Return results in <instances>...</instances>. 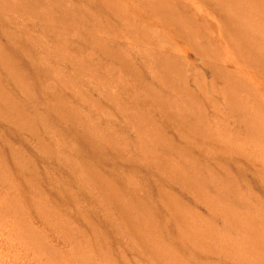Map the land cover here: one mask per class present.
I'll return each instance as SVG.
<instances>
[{"label":"rangeland","instance_id":"rangeland-1","mask_svg":"<svg viewBox=\"0 0 264 264\" xmlns=\"http://www.w3.org/2000/svg\"><path fill=\"white\" fill-rule=\"evenodd\" d=\"M128 1L0 0V227L34 264H264V0Z\"/></svg>","mask_w":264,"mask_h":264},{"label":"bare ground","instance_id":"bare-ground-1","mask_svg":"<svg viewBox=\"0 0 264 264\" xmlns=\"http://www.w3.org/2000/svg\"><path fill=\"white\" fill-rule=\"evenodd\" d=\"M130 1V0H129ZM128 1V2H129ZM204 1V0H203ZM254 2H256V3H258V1L257 0H253ZM119 2V1H118ZM88 3V2H87ZM94 3V2H93ZM130 3V2H129ZM208 3V2H207ZM142 5V4H141ZM140 5V6H141ZM92 6V5H91ZM210 6V5H209ZM107 7V6H106ZM51 8V7H50ZM262 9H261V11H262V15H261V18L263 19V22H264V7H261ZM214 9H215V11H218V9L217 8H215L214 7ZM97 11V10H96ZM99 12H100V10H99ZM113 12V11H112ZM98 13V12H97ZM100 14H102V12L100 13ZM218 14H221V12H218ZM104 15V14H103ZM140 15H142V14H140ZM221 15H223V16H226V15H224V14H221ZM108 16V15H107ZM117 23V22H116ZM232 23H234L233 21H232ZM144 24V23H143ZM141 25V24H140ZM141 27V26H140ZM145 29V28H144ZM160 32V31H159ZM20 34V33H19ZM174 34V33H173ZM166 35H168V34H166ZM164 36V35H163ZM156 40V39H155ZM202 46V45H201ZM263 47H264V45H262ZM164 47V46H163ZM261 52H262V58H263V61L261 62V66L264 68V48H261ZM189 53H187V55H188ZM190 54H192L191 52H190ZM195 55V54H194ZM213 55V54H212ZM220 55H222V54H220ZM172 56V55H171ZM219 56V55H218ZM257 56V55H256ZM188 57H190V56H188ZM210 57V56H209ZM173 58V57H172ZM198 58V57H197ZM213 58V57H212ZM129 60V59H128ZM198 60V59H197ZM209 60V59H208ZM192 62V61H191ZM195 62V61H194ZM205 62V61H204ZM203 62V63H204ZM232 62V61H231ZM7 63H9V62H7ZM206 63V62H205ZM259 63H260V61H259ZM199 64V63H198ZM7 65V64H6ZM195 65V64H194ZM212 65H213V63H212ZM234 65V64H233ZM13 66V65H12ZM236 66V65H235ZM234 66V67H235ZM4 67V66H3ZM23 67V66H22ZM107 68V67H106ZM196 68V67H195ZM25 69V68H24ZM120 69V68H119ZM118 70V69H117ZM116 70V71H117ZM225 71H227V73L226 74H228L227 76H224V77H220V76H216V75H214V79L216 80V81H218L220 84H223L224 82L225 83H228V84H230V83H236L237 82V80H236V78H234V77H232L231 75H229V74H231V72L230 71H232V69H230V68H228L227 67V65H226V70ZM264 71V70H263ZM10 75V74H9ZM27 77V76H26ZM43 78V77H42ZM262 78L264 79V74H262ZM75 79V78H74ZM6 80V79H5ZM7 81V80H6ZM1 82V81H0ZM39 82V81H38ZM263 82V81H262ZM50 83V82H49ZM264 83V82H263ZM1 85V84H0ZM38 86V85H37ZM53 87V86H52ZM37 88V87H36ZM50 88V87H49ZM1 89V88H0ZM6 90H8V89H6ZM228 92V91H227ZM261 93V92H260ZM264 93V92H263ZM252 97V96H251ZM30 99V98H29ZM1 100V99H0ZM238 106H239V103L237 104ZM16 106H18V105H16ZM234 106V105H233ZM4 107V106H3ZM4 109V108H3ZM51 110V109H50ZM157 112V111H156ZM159 113V112H158ZM158 116V115H157ZM160 116V115H159ZM160 118V117H159ZM208 118V117H207ZM51 119V118H50ZM161 119V118H160ZM219 120V119H218ZM56 121V120H55ZM166 122V121H165ZM245 126V129H246V132H248L249 133V131H250V129H249V126L248 125H244ZM229 132V131H228ZM6 133V132H5ZM146 136V135H145ZM221 138V137H220ZM3 140V139H2ZM30 144V143H29ZM34 144V143H33ZM36 144V143H35ZM33 150V149H32ZM103 156V155H102ZM103 157H105V155L103 156ZM195 165V164H194ZM40 167H41V165H40ZM38 169V168H37ZM48 185V184H47ZM56 186V185H55ZM51 188V187H50ZM57 196V195H56ZM17 204V203H16ZM20 207V206H19ZM23 208V207H22ZM20 210V209H19ZM16 211V210H15ZM27 211V210H26ZM25 211V212H26ZM11 213V212H10ZM5 214V213H4ZM6 215V214H5ZM3 216V215H2ZM7 216V215H6ZM9 216V215H8ZM1 220V219H0ZM10 222V221H9ZM8 224H10V223H8ZM15 225V224H14ZM13 226V225H12ZM7 227H8V225H7ZM18 228V227H17ZM22 229V228H21ZM8 230V229H7ZM25 230V229H24ZM12 231V230H11ZM18 231V230H17ZM19 232V231H18ZM31 232V231H30ZM21 233V232H20ZM257 233V232H256ZM263 241V240H262ZM15 242V241H14ZM16 242H18V241H16ZM253 242V241H252ZM17 246V245H16ZM260 246V245H259ZM25 247V246H24ZM27 248V247H26ZM20 249V248H19ZM22 250V249H21ZM29 258H28V255L25 253V254H23V253H21V252H19L16 248H15V245L14 244H12V240L10 239V237L8 236V234H7V232L4 230V229H2L1 227H0V264H34V262H32L31 260H28ZM33 259V258H32ZM238 260V259H237ZM43 261V260H42ZM261 261H262V259H261ZM260 261V262H261Z\"/></svg>","mask_w":264,"mask_h":264}]
</instances>
